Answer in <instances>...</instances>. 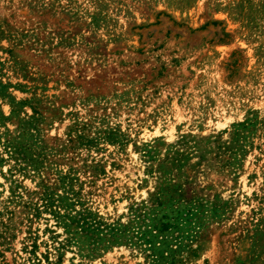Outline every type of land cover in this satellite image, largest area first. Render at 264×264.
I'll list each match as a JSON object with an SVG mask.
<instances>
[{
  "label": "rangeland",
  "instance_id": "374dc122",
  "mask_svg": "<svg viewBox=\"0 0 264 264\" xmlns=\"http://www.w3.org/2000/svg\"><path fill=\"white\" fill-rule=\"evenodd\" d=\"M71 179L123 224L188 188L171 264H264V0H0V264H152L58 249L39 197Z\"/></svg>",
  "mask_w": 264,
  "mask_h": 264
},
{
  "label": "trees",
  "instance_id": "16d2710c",
  "mask_svg": "<svg viewBox=\"0 0 264 264\" xmlns=\"http://www.w3.org/2000/svg\"><path fill=\"white\" fill-rule=\"evenodd\" d=\"M102 139L111 143L116 140L112 132H107ZM90 167L96 170L97 164ZM72 183L71 179L70 197L67 195L55 198L54 194L49 192H43L39 197L41 210L48 212L55 220L56 226H62L67 235L64 241L58 242V249L76 244L85 248L90 255H94L114 245L146 246L145 250L150 252L152 264H171V253L167 251L168 241L159 239L158 234L175 231L180 222L195 220L203 208L199 203L197 207L193 204L189 196L190 189L175 186L170 190L161 189L151 196L149 205L134 210L126 224L108 222L85 207L80 200V192L74 191ZM27 208L35 215L41 213L40 207L32 201ZM58 237L56 234L55 238Z\"/></svg>",
  "mask_w": 264,
  "mask_h": 264
}]
</instances>
